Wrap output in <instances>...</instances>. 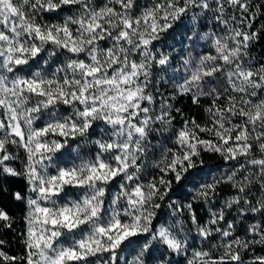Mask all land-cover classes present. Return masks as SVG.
Returning <instances> with one entry per match:
<instances>
[{
  "label": "snow or ice",
  "instance_id": "snow-or-ice-1",
  "mask_svg": "<svg viewBox=\"0 0 264 264\" xmlns=\"http://www.w3.org/2000/svg\"><path fill=\"white\" fill-rule=\"evenodd\" d=\"M64 7H76L78 12L62 22H38V16L58 13ZM137 7L136 0H108L100 8L94 7L92 0H0V173L21 175L6 164L15 158L7 146L23 147L27 155L23 175L29 191L35 194L32 198L21 191L13 193L16 201H27L26 256L11 257L0 251L4 261L93 264L95 258L94 264H121L119 252L139 236L147 239L130 264H146L145 253L153 242L169 253L186 252L183 221L153 226L154 209L160 207L154 200H163L172 187V180L165 176L172 174L179 183L189 169L196 167L202 151L238 162L244 157L258 171L254 178L236 180L237 171L245 169L241 163L227 176L237 195L225 201L224 208L212 212L206 224L198 222L191 204L185 206L197 234L203 239L213 232L231 237L233 223L226 229L217 225L224 221L225 208L241 202L248 205V209H240L241 215L250 211L264 216V64L249 67L245 61L250 43L259 38L257 32L245 29L252 27L264 4L255 5L256 11H251L252 0H155L136 14L133 10ZM229 9L240 16H227ZM209 11L224 25L225 35L205 34L212 38L216 54L203 55L196 63L191 58L184 60L187 75L176 87L182 94L192 93L194 104L201 96L212 97L206 108L211 126L195 119L185 121L176 132L175 149H167L170 156L163 158L159 180L141 184L139 161L153 125L170 126L174 119L171 105H162L154 117L145 106L154 100L148 90L154 66L166 70L170 63L168 54L154 51L153 42L181 17L190 15L195 22ZM102 41L111 43L104 47ZM45 51L49 58L58 52L69 55L51 76L40 71L19 74L23 66ZM219 77L228 83L223 92L212 86ZM225 93L226 103L221 105L218 101ZM60 104L71 111L58 114ZM43 110L48 111L49 120L44 127L34 128ZM234 117L240 121L233 122ZM97 122L106 126L102 131L107 138L93 141L98 149L96 156L49 174L48 168L68 140L82 138L87 142L89 130ZM200 133H209L214 139H202ZM254 149L260 158L253 156ZM117 177L122 180L120 191L112 195L105 208L107 187ZM220 182L214 179L201 185L196 195L208 201ZM255 182L260 184L262 195L253 204L247 194ZM66 187L82 188L85 193L78 200L59 204L56 198ZM0 221L4 227H11V217L4 208H0ZM248 231L252 239L229 240L222 244L223 253L218 257L196 251L188 264H264V256L246 260L243 255L252 245H264V221L250 225ZM159 264L168 261L161 259Z\"/></svg>",
  "mask_w": 264,
  "mask_h": 264
},
{
  "label": "trees",
  "instance_id": "trees-1",
  "mask_svg": "<svg viewBox=\"0 0 264 264\" xmlns=\"http://www.w3.org/2000/svg\"><path fill=\"white\" fill-rule=\"evenodd\" d=\"M155 0H136L138 5L133 11L136 14L144 7H150ZM108 3V0H92L94 7L100 8ZM253 8L251 11H256L255 5L264 4V0H252ZM115 7H119L116 5ZM76 7H64L58 13H44L42 17L38 16L37 20L40 23L44 22H62L67 16L77 14ZM264 8L257 12L256 17L252 20V27L246 28V31L257 32L259 38L250 43L247 55L245 57L246 65L249 67H259L264 64ZM235 14L240 16L239 12L229 9L227 16ZM224 25L215 19V13L212 11L200 16L197 21L193 22L190 15L181 17L180 20L174 22L173 26L168 31L161 33L160 39L153 42L154 51L163 52L170 56V63L165 66L166 70H161L162 66L156 64L152 70V83L149 85V91L152 93L154 100L150 107V115L153 117L161 112L162 105H171V114L174 117L170 126H162L159 124L153 125V131L149 135L147 142V149L144 156L139 163L141 164V172L139 183L147 185L149 182L158 181L162 173L160 167H163V158L167 154V149H175L176 132L180 130L185 121L195 119L201 125L211 126L209 114L206 111L212 103V97L201 96L198 104L192 102V93L182 94L176 87L182 84L185 76L184 60L192 59L193 63L198 62L199 58L206 54L215 55L213 47V40L206 37L207 33H214L216 36L225 35ZM106 46H109L110 41H102ZM68 53H59L49 58L47 51L42 52L34 61H30L29 65L23 66L19 72L20 75H31L36 71H40L45 76H51L57 67L62 66L66 62ZM75 58V57H73ZM80 58H84L81 56ZM138 59V57H133ZM47 61V63H45ZM212 86L217 87L223 92L228 88L226 78L219 77L213 81ZM237 95L236 93H231ZM228 93L218 101L219 104L226 103ZM257 99V98H253ZM176 109L180 111L177 112ZM56 111L58 114L67 115L71 109L63 104L57 105ZM49 120V113L43 110L40 113V118L33 123L34 128H42ZM239 117H234L233 122H239ZM100 128H99V127ZM106 126L101 122H97L92 129L89 130L87 142L82 138L69 139L68 144L61 150L54 158L52 165L48 168V173L54 175L57 168H67L74 164H80L82 160L94 158L98 151L97 146L93 141L107 138L102 130ZM0 135H3L0 132ZM202 139L212 140L214 137L209 133H200ZM9 152L15 157L9 164L17 172L21 173L19 176H8L0 173V208H4L11 217V227H4V222L0 221V240L4 244L0 245V251L11 257H25L26 249L24 240L26 239V220L25 216L28 210L27 201H16L13 198V193L21 191L25 196L33 197V193L29 191V186L23 175L25 165L27 163V155L23 147L9 144ZM253 156L260 158L258 150L254 149ZM202 161V162H201ZM241 163L245 164V169L237 171L236 180H241L244 176L254 178L258 171L256 167L251 166L245 162L244 157L236 160H225L216 152H204L196 161V167L189 169L185 173V178L179 183L175 181L172 174L165 176V179L172 180V187L163 200L156 198L154 203L159 204L160 207L154 209L156 215L153 218V226L157 227L161 222L175 225L177 220L183 221L185 235L187 237V251L180 254L169 253L167 249L157 242H153V246L145 253L146 264H159L161 259L168 261V264H188L189 260L193 258L196 251H207L212 257H218L223 253L222 244L229 240L240 237L242 239H252V233L248 231L249 226L264 221V216L259 213L253 214L246 211L241 215L238 222H234V229L231 237H221L220 233L213 232V234L203 239L197 234L196 226L190 219L189 209L186 205H192V212L195 213L198 222L203 225L211 218L212 212H218L223 208V202L227 198L237 195V190L233 188L232 183L227 181V176L233 171L239 169ZM159 165V167L157 166ZM221 180L217 184L215 192L210 194L209 200L205 201L196 195V190L201 185L212 183L213 180ZM121 178L117 177L107 187V194L105 197V208L110 204L113 194L120 191ZM163 192L164 189L161 188ZM85 193V189L66 187L64 192L57 197L59 204L67 203L70 200H78ZM260 184L253 183L249 189L247 198L255 204L261 197ZM242 204H244L242 202ZM123 206V201L121 202ZM244 209H248L245 204ZM217 227V226H214ZM63 239V238H62ZM146 236H139L133 238V242L123 247L119 255L123 258L121 264H130L134 257L143 246ZM258 239V237H257ZM66 244L68 241H64ZM246 260H250L256 255L264 256V245H252L248 251L243 253ZM93 264L95 258H92ZM0 264H26L25 260L17 259L13 262L4 261L0 257Z\"/></svg>",
  "mask_w": 264,
  "mask_h": 264
},
{
  "label": "rangeland",
  "instance_id": "rangeland-1",
  "mask_svg": "<svg viewBox=\"0 0 264 264\" xmlns=\"http://www.w3.org/2000/svg\"><path fill=\"white\" fill-rule=\"evenodd\" d=\"M101 44H102V46H104V47H107L106 45H104L102 42H101ZM3 118V114H2V110H0V119H2ZM102 123V122H101ZM103 124V123H102ZM99 127V126H98ZM100 128V127H99ZM9 161H11V160H9ZM6 164H7V166H9V167H12L10 164H9V162L7 161L6 162ZM25 168V167H24ZM26 171V168H25V170H24V172ZM33 197L32 198H35V194L33 193ZM236 196V195H235ZM232 198V197H231ZM230 198H227L226 200H224V202H223V208H224V204H225V201H227V200H229ZM244 207H245V204H242V202H241V204L240 205H233V207L232 208H230V209H224V213H225V218H224V221H221L220 223H219V225H217L218 227H220V228H222V229H226L227 228V226H228V223H234V222H238L239 220H240V217H241V214H240V209L241 208H243L244 209ZM222 209V208H221ZM220 210V209H219ZM218 210V211H219ZM27 212H28V210H27ZM27 214V213H26ZM161 224H163V225H168V224H166V223H164V222H161L157 227H159ZM233 229H234V227H233ZM233 229H232V231H233ZM26 230H27V223H26Z\"/></svg>",
  "mask_w": 264,
  "mask_h": 264
}]
</instances>
